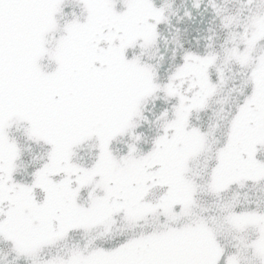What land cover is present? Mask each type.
Segmentation results:
<instances>
[{
    "label": "snow or ice",
    "instance_id": "snow-or-ice-1",
    "mask_svg": "<svg viewBox=\"0 0 264 264\" xmlns=\"http://www.w3.org/2000/svg\"><path fill=\"white\" fill-rule=\"evenodd\" d=\"M0 264H264V0H0Z\"/></svg>",
    "mask_w": 264,
    "mask_h": 264
}]
</instances>
